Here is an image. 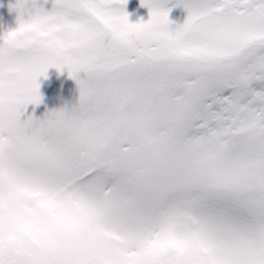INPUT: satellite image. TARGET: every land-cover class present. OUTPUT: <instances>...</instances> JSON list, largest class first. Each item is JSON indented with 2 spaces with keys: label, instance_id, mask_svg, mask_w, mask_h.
Masks as SVG:
<instances>
[{
  "label": "snow or ice",
  "instance_id": "obj_1",
  "mask_svg": "<svg viewBox=\"0 0 264 264\" xmlns=\"http://www.w3.org/2000/svg\"><path fill=\"white\" fill-rule=\"evenodd\" d=\"M125 3L9 4L0 264H264V0H171L179 24L170 0L136 22ZM50 67L74 103L25 116Z\"/></svg>",
  "mask_w": 264,
  "mask_h": 264
},
{
  "label": "rangeland",
  "instance_id": "obj_2",
  "mask_svg": "<svg viewBox=\"0 0 264 264\" xmlns=\"http://www.w3.org/2000/svg\"><path fill=\"white\" fill-rule=\"evenodd\" d=\"M13 2L14 0H0V30L16 25V13L9 8V4ZM168 7L170 8L169 19L174 24L182 23L186 17V11L180 6L171 7V0ZM124 10L129 13L130 22H136L139 19L147 20L149 16L148 8L141 3V0H126ZM38 81L42 101L36 105L31 103L26 105L25 116L31 114L40 117L47 110L64 104L71 105L78 95V86L75 80L69 77L66 68L57 71L55 67H50L45 76L38 77ZM253 87H264V82H253Z\"/></svg>",
  "mask_w": 264,
  "mask_h": 264
},
{
  "label": "clouds",
  "instance_id": "obj_3",
  "mask_svg": "<svg viewBox=\"0 0 264 264\" xmlns=\"http://www.w3.org/2000/svg\"><path fill=\"white\" fill-rule=\"evenodd\" d=\"M43 134V126L37 122L30 131L33 139H40ZM49 264H77V257L62 248H56L49 257Z\"/></svg>",
  "mask_w": 264,
  "mask_h": 264
}]
</instances>
